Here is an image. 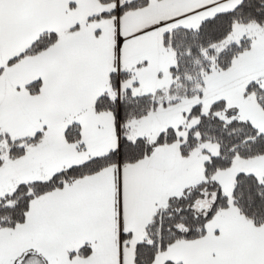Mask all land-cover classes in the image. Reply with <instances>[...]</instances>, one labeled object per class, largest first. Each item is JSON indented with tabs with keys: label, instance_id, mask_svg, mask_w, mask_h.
I'll use <instances>...</instances> for the list:
<instances>
[{
	"label": "snow or ice",
	"instance_id": "obj_1",
	"mask_svg": "<svg viewBox=\"0 0 264 264\" xmlns=\"http://www.w3.org/2000/svg\"><path fill=\"white\" fill-rule=\"evenodd\" d=\"M0 264H264V0H0Z\"/></svg>",
	"mask_w": 264,
	"mask_h": 264
}]
</instances>
